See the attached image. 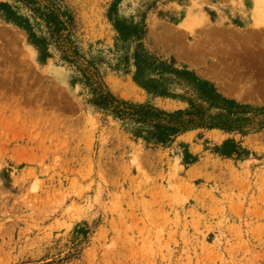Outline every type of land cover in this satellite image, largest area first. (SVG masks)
<instances>
[{"label":"rangeland","instance_id":"obj_1","mask_svg":"<svg viewBox=\"0 0 264 264\" xmlns=\"http://www.w3.org/2000/svg\"><path fill=\"white\" fill-rule=\"evenodd\" d=\"M50 4L117 99L238 123L167 145L134 136L63 57ZM257 6L0 0V264H264Z\"/></svg>","mask_w":264,"mask_h":264},{"label":"trees","instance_id":"obj_2","mask_svg":"<svg viewBox=\"0 0 264 264\" xmlns=\"http://www.w3.org/2000/svg\"><path fill=\"white\" fill-rule=\"evenodd\" d=\"M45 9L43 19L51 31V38L63 48V57L80 68L82 79L91 87L94 94L92 102L97 103L101 109L113 112L127 123L128 129L134 136H142L147 144H170L181 132L196 126L231 130L238 123V120L232 119L229 114H224L225 119L217 123L206 122L202 110L193 103L189 110L169 112L151 102L133 103L117 99L112 93L104 90L100 79L93 72L96 69V73L99 74L96 59H86L81 48L72 40L71 33L68 31L69 23L64 18V13L54 8L52 4L47 5ZM64 30L67 32L64 33ZM93 78L95 79L94 84H90Z\"/></svg>","mask_w":264,"mask_h":264},{"label":"bare ground","instance_id":"obj_3","mask_svg":"<svg viewBox=\"0 0 264 264\" xmlns=\"http://www.w3.org/2000/svg\"><path fill=\"white\" fill-rule=\"evenodd\" d=\"M252 12H253L252 14L253 27L257 28V30L263 33L264 32V8H261V6H257V10L254 9ZM262 35L264 36V34Z\"/></svg>","mask_w":264,"mask_h":264}]
</instances>
